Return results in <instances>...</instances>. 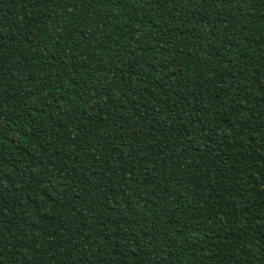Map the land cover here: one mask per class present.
Here are the masks:
<instances>
[{"label": "trees", "instance_id": "16d2710c", "mask_svg": "<svg viewBox=\"0 0 264 264\" xmlns=\"http://www.w3.org/2000/svg\"><path fill=\"white\" fill-rule=\"evenodd\" d=\"M0 264H264V0H0Z\"/></svg>", "mask_w": 264, "mask_h": 264}]
</instances>
